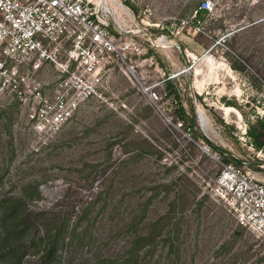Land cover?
Here are the masks:
<instances>
[{"label":"rangeland","instance_id":"374dc122","mask_svg":"<svg viewBox=\"0 0 264 264\" xmlns=\"http://www.w3.org/2000/svg\"><path fill=\"white\" fill-rule=\"evenodd\" d=\"M201 1L123 0L142 28L137 77L108 69L105 98L52 136L33 95L0 81V214L27 228L0 264H17L11 243L23 264H264V239L215 191L228 161L264 181L250 134L264 131V0H216L203 17ZM22 71L52 97L54 64Z\"/></svg>","mask_w":264,"mask_h":264},{"label":"built area","instance_id":"2783aa9c","mask_svg":"<svg viewBox=\"0 0 264 264\" xmlns=\"http://www.w3.org/2000/svg\"><path fill=\"white\" fill-rule=\"evenodd\" d=\"M215 2L202 0L199 8L211 12ZM132 16L123 0H0L2 86L12 84L24 101L31 100L28 94L33 95L39 130L54 135L82 102L105 98L108 69L126 63L137 77L127 52H141L138 34L142 28L137 24L132 28ZM45 62L60 70L51 98L34 74L22 71ZM147 92L158 101L156 89L150 86ZM215 183V191L234 210L238 221L264 239V181L228 161Z\"/></svg>","mask_w":264,"mask_h":264},{"label":"trees","instance_id":"16d2710c","mask_svg":"<svg viewBox=\"0 0 264 264\" xmlns=\"http://www.w3.org/2000/svg\"><path fill=\"white\" fill-rule=\"evenodd\" d=\"M200 4L198 5L197 9H198V15L203 17V11L205 9L199 8ZM168 85L169 87L172 86L171 80L168 78ZM193 119V124H195V119ZM261 127H263L264 130V119L260 121L259 124ZM250 134L254 137V141L255 144L257 146H261L264 144V138H262V135L264 136V131L258 132L256 131L255 125H251L250 126ZM205 139L208 140V138L204 135L201 134ZM8 210L7 207H5V209L3 210V212L0 214V246L3 244H6L7 242H9L12 238H16L15 236L19 233H24L27 228L25 225H20L16 222H8L6 220V211ZM22 245H16L14 243H11L8 245V249L7 252L10 253V256H7L8 260H16L17 264H23L22 263Z\"/></svg>","mask_w":264,"mask_h":264}]
</instances>
